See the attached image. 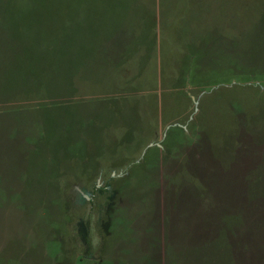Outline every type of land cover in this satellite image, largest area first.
<instances>
[{"label":"rangeland","instance_id":"obj_1","mask_svg":"<svg viewBox=\"0 0 264 264\" xmlns=\"http://www.w3.org/2000/svg\"><path fill=\"white\" fill-rule=\"evenodd\" d=\"M0 111L10 166L27 149L11 121L40 122L31 164L48 179L0 188V264H174L178 164H264V0H0ZM188 185L186 225L227 207L249 240L262 228L264 199L247 203L244 185L221 203Z\"/></svg>","mask_w":264,"mask_h":264},{"label":"trees","instance_id":"obj_2","mask_svg":"<svg viewBox=\"0 0 264 264\" xmlns=\"http://www.w3.org/2000/svg\"><path fill=\"white\" fill-rule=\"evenodd\" d=\"M162 41L160 39V46L165 45ZM168 41V43H164L170 45V40ZM181 131L184 133L182 129ZM43 138L44 133L42 131L41 139L34 144L36 152H41ZM154 159L155 162H152ZM243 164L242 161L229 157L211 159L209 167L207 166L208 163L205 164L197 160H186L181 165L178 164L181 170L179 172L184 171L183 182L175 189L176 191H170V202L168 203L170 208L166 211L164 218L168 239L171 236L170 234L180 233L176 237L177 243L180 245L174 246L173 242L168 244V248L176 256L174 264H220L219 262H223V264H264L263 221L259 226V228L261 226L262 228L250 239L253 242L249 240L251 235H249L246 221H241L239 213H236L237 211L233 212L227 207L215 215L206 211H194L195 222H191L189 226L186 225L185 221L182 222L185 216V207L188 204L186 200L188 202L198 200L194 194H190V191L186 189L189 187L188 183L198 193H210L215 196L216 200H213L217 203H221L222 197L233 195L235 186L239 185L241 191L244 185L243 193L247 203L256 202L259 206L261 199H264V164L259 168L258 166L255 167L254 171L251 170V172L250 164ZM156 165V156L146 162V166L151 167L152 170L156 168ZM189 168L191 169V175L188 172ZM151 169H149V172L152 171ZM144 177L145 175L142 176V179ZM112 178L110 177V179ZM207 214L208 217L217 216L219 220L207 218ZM153 226L154 224H151L148 230H152ZM214 226H216V230ZM237 227H241L242 230L238 235L235 233ZM214 231L217 237L212 238L213 236H210V234ZM234 237H237L235 242H233ZM186 238H188L189 243H186ZM223 256H225V259Z\"/></svg>","mask_w":264,"mask_h":264},{"label":"crops","instance_id":"obj_3","mask_svg":"<svg viewBox=\"0 0 264 264\" xmlns=\"http://www.w3.org/2000/svg\"><path fill=\"white\" fill-rule=\"evenodd\" d=\"M13 124L15 125V122L12 120L10 126L12 133H14L15 136L18 135L20 138L17 145L20 147L25 146L27 149H25L26 151L21 149L19 151L20 153L11 154L12 160H16L14 164L12 162V166H10V163L8 162L7 155L0 153V188L10 186V193L21 195L24 190L26 191V189H30L29 187L35 186L38 183H42L43 186H45L48 183V179L47 171L44 167H42L43 162L39 156L37 157L36 165L34 166L31 164L32 153L34 154V152H36L34 144L42 137V128L39 125L40 123H36L35 127L31 128L29 132L26 130L25 133L23 131L18 133L16 125L14 127ZM25 127L26 126H23V128ZM9 141H12L11 138H9ZM1 203L3 204L5 202ZM14 203L17 205V201ZM16 213H18V216L22 217L25 215V211ZM32 234L33 233H30L28 238H31Z\"/></svg>","mask_w":264,"mask_h":264},{"label":"flooded vegetation","instance_id":"obj_4","mask_svg":"<svg viewBox=\"0 0 264 264\" xmlns=\"http://www.w3.org/2000/svg\"><path fill=\"white\" fill-rule=\"evenodd\" d=\"M100 163V162H99ZM99 176H100V172H99ZM99 176H98V178H99ZM98 178H96V180H95V183L94 184H96V182H97V179ZM82 179V178H81ZM83 180V179H82ZM84 181V180H83ZM83 183V187H85V185H86V183L85 182H82ZM98 183H99V185H100V179H98ZM77 184V183H76ZM78 185H80V184H78ZM106 186L103 188L104 190H108L109 188H110V184L108 183V184H105ZM99 187V186H98ZM86 188V187H85ZM88 190V189H87ZM97 190H98V188H97ZM85 197H88L87 195L85 196Z\"/></svg>","mask_w":264,"mask_h":264}]
</instances>
